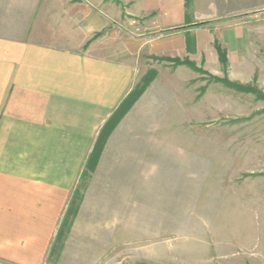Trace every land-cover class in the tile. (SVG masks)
Returning <instances> with one entry per match:
<instances>
[{
	"label": "crops",
	"instance_id": "crops-1",
	"mask_svg": "<svg viewBox=\"0 0 264 264\" xmlns=\"http://www.w3.org/2000/svg\"><path fill=\"white\" fill-rule=\"evenodd\" d=\"M115 1L122 6L0 0L1 264H46L73 210L56 247L57 260L64 258L86 237L80 232L77 239L92 213L107 211L109 196L117 199L115 211H155L156 198L166 196L165 189L156 193V180L166 179L155 171L157 145L133 134L155 112L150 88L116 120L144 76L141 62L214 66L216 40L229 67H247L246 14L264 8V0H194L196 8L187 0ZM209 5L220 14L205 12Z\"/></svg>",
	"mask_w": 264,
	"mask_h": 264
},
{
	"label": "rangeland",
	"instance_id": "rangeland-1",
	"mask_svg": "<svg viewBox=\"0 0 264 264\" xmlns=\"http://www.w3.org/2000/svg\"><path fill=\"white\" fill-rule=\"evenodd\" d=\"M187 6L201 4L187 0ZM216 9L204 11L220 14ZM246 16L247 67H229L225 47L226 65L141 62L144 76L122 117L150 88L155 112L133 134L156 142L155 171L166 178L156 180V193L165 189L166 196L156 198L155 211L138 213L115 211L117 199L109 196L107 211L92 213L93 223L80 227L77 239L80 232L86 237L57 260L56 247L77 212L71 210L46 264H264V8ZM85 174L73 208L82 199Z\"/></svg>",
	"mask_w": 264,
	"mask_h": 264
},
{
	"label": "trees",
	"instance_id": "trees-1",
	"mask_svg": "<svg viewBox=\"0 0 264 264\" xmlns=\"http://www.w3.org/2000/svg\"><path fill=\"white\" fill-rule=\"evenodd\" d=\"M214 49H215V51H216V53H217V55H218V60H219V62H220L221 64L226 65V64H227L226 51H225L224 49L221 48V46L218 44V42H217L216 40L214 41ZM170 62H173V60L170 61ZM188 63H189V62H188ZM188 63H185V64H188ZM189 66H192V64L189 63ZM132 94H133V91H132V93L128 96V99L125 101V103L123 104V106L119 109V111H118L119 117H121V116L123 115V113L126 111V109H128L130 103H132V102H131V101H132V100H131V99H132ZM134 100H135V98L133 99V101H134ZM132 104H133V103H132ZM73 214H74L73 211H69V212L67 213V216H66V218H65V222H64V224L67 223L68 217H69L70 215H73ZM64 224H63V226H64ZM63 226L61 227L59 238L61 237V235H62V233H63V228H64ZM61 245H62V244H60L59 247H61Z\"/></svg>",
	"mask_w": 264,
	"mask_h": 264
}]
</instances>
